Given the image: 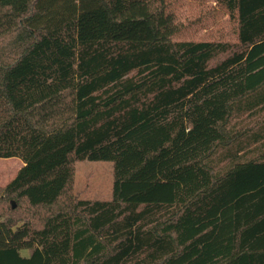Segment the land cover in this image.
<instances>
[{"label":"trees","instance_id":"1","mask_svg":"<svg viewBox=\"0 0 264 264\" xmlns=\"http://www.w3.org/2000/svg\"><path fill=\"white\" fill-rule=\"evenodd\" d=\"M218 2L236 43L174 40L167 0H0V264H264V0Z\"/></svg>","mask_w":264,"mask_h":264},{"label":"rangeland","instance_id":"2","mask_svg":"<svg viewBox=\"0 0 264 264\" xmlns=\"http://www.w3.org/2000/svg\"><path fill=\"white\" fill-rule=\"evenodd\" d=\"M166 10L175 15L178 23V32L173 38L176 41L237 42L236 21L230 18L218 0H167ZM22 166L19 158H0V187L10 182ZM112 181L111 162H75L73 192L79 198L110 199ZM21 253L28 254L25 250Z\"/></svg>","mask_w":264,"mask_h":264}]
</instances>
